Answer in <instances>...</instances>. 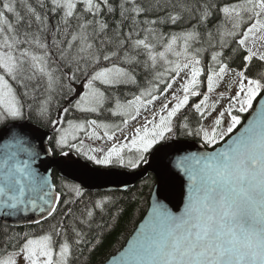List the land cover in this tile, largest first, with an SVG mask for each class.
I'll list each match as a JSON object with an SVG mask.
<instances>
[{
	"label": "snow or ice",
	"instance_id": "6c2138e0",
	"mask_svg": "<svg viewBox=\"0 0 264 264\" xmlns=\"http://www.w3.org/2000/svg\"><path fill=\"white\" fill-rule=\"evenodd\" d=\"M24 121L48 129L46 146ZM5 138L0 264H92L134 207V193L58 185L34 166L41 151L69 170L87 167L78 157L135 171L182 138L204 148L173 162L182 209L156 199L100 264H264V0H0Z\"/></svg>",
	"mask_w": 264,
	"mask_h": 264
},
{
	"label": "water",
	"instance_id": "95a60500",
	"mask_svg": "<svg viewBox=\"0 0 264 264\" xmlns=\"http://www.w3.org/2000/svg\"><path fill=\"white\" fill-rule=\"evenodd\" d=\"M250 118L251 117L248 115L237 131L242 130V127L246 125L247 120ZM23 123L27 127L32 142L35 143L38 148L47 145L44 136L48 130L29 121H24ZM233 135H235V133ZM42 140H44L43 145L41 144ZM224 143L225 142L216 147L219 148L223 146ZM13 151H15L14 148L7 146V138L0 140V160L4 158L5 153ZM197 151H204V148L200 147L196 141L179 140L176 142V147L170 149L168 153H163L159 156L150 155L148 158L149 162L133 172L121 169H104L81 158L74 159H78L80 165H87V167H76L69 170L57 163L60 159L59 156L55 158L47 157L42 151L40 159L34 166L38 167L42 175H47L49 172L54 175V172L56 171L60 177L70 180L75 179V182L83 181L88 192L94 193L126 192L137 184L148 179L149 176H153L156 179V184L151 196L150 207L144 219L139 223L140 225L147 219L151 212L152 204L156 199H159L161 203L172 211H176L178 208L182 209L183 202L187 195V180L183 173L179 172L173 166V162L178 155ZM209 151H211V149H209ZM31 215L35 216L36 214ZM14 226L15 228H24L36 225L31 224L26 220H20L18 223H15ZM134 235L135 232L128 241H130ZM126 247L127 244L124 248ZM123 249L121 251H123ZM116 255H118V253Z\"/></svg>",
	"mask_w": 264,
	"mask_h": 264
},
{
	"label": "trees",
	"instance_id": "16d2710c",
	"mask_svg": "<svg viewBox=\"0 0 264 264\" xmlns=\"http://www.w3.org/2000/svg\"><path fill=\"white\" fill-rule=\"evenodd\" d=\"M247 117L248 115L244 117V121ZM29 122L37 126H40L39 124L34 123L32 121H29ZM180 140L181 141H195L193 139H184V138ZM53 177L55 179V182L59 185V180L61 177L58 175L56 171L54 172ZM155 184H156V179L153 176H149L148 179L137 184L135 187L129 189L126 192H112V193L87 192V194L92 196L93 198L99 197L101 195H115L118 197H126L133 193L136 196V199L132 202V205H134V207L129 206L128 211H126L124 215L121 217L119 225L115 228L114 231L106 235L105 240H104V246L101 249H99L98 252L92 257V264H100V262L105 257H111L112 255H116L117 253H119V251H121L126 246L128 240L133 235L139 223L144 219V217L146 216L149 210L151 196H152ZM29 228L38 229L39 226L38 225L27 226L24 228H16V230L18 231L28 230Z\"/></svg>",
	"mask_w": 264,
	"mask_h": 264
},
{
	"label": "rangeland",
	"instance_id": "374dc122",
	"mask_svg": "<svg viewBox=\"0 0 264 264\" xmlns=\"http://www.w3.org/2000/svg\"><path fill=\"white\" fill-rule=\"evenodd\" d=\"M247 114H242V121L244 122V117L246 116ZM103 119H111L110 117H108V116H105V117H103ZM243 124V123H242ZM240 126H238V128H239ZM238 130V129H237ZM227 139V138H226ZM224 141H222L221 143H223Z\"/></svg>",
	"mask_w": 264,
	"mask_h": 264
},
{
	"label": "flooded vegetation",
	"instance_id": "af4514ba",
	"mask_svg": "<svg viewBox=\"0 0 264 264\" xmlns=\"http://www.w3.org/2000/svg\"><path fill=\"white\" fill-rule=\"evenodd\" d=\"M100 119H103V117H100ZM111 119H117V118H111ZM74 158H78V157H74Z\"/></svg>",
	"mask_w": 264,
	"mask_h": 264
}]
</instances>
